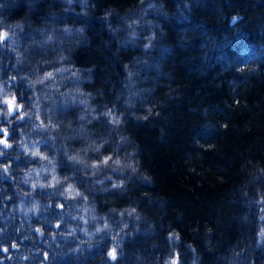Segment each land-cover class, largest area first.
Masks as SVG:
<instances>
[{
    "label": "trees",
    "instance_id": "trees-1",
    "mask_svg": "<svg viewBox=\"0 0 264 264\" xmlns=\"http://www.w3.org/2000/svg\"><path fill=\"white\" fill-rule=\"evenodd\" d=\"M4 32L0 264H264V0H0Z\"/></svg>",
    "mask_w": 264,
    "mask_h": 264
},
{
    "label": "snow or ice",
    "instance_id": "snow-or-ice-1",
    "mask_svg": "<svg viewBox=\"0 0 264 264\" xmlns=\"http://www.w3.org/2000/svg\"><path fill=\"white\" fill-rule=\"evenodd\" d=\"M233 23H235V18L233 19ZM8 38V33L4 32V33H0V42L5 41ZM51 73L48 74V78H51ZM41 83H43V81H41ZM0 91H2V89H0ZM0 105H6L7 108H0V112L3 111H7L8 114L10 116H15L16 119H23V115H19V113H22L24 111V106L22 103H20L17 99L16 96H11V97H3V99H0ZM112 110L108 109L107 114L111 115ZM113 120L116 123H119L118 120H116L115 117H113ZM0 133L3 134V138H0V144H4L5 147H10V145L7 143V137L9 135L8 130L6 128H0ZM39 153H33V155H38ZM111 159V157H108L107 159H105L103 161L104 164H107L108 161ZM94 167H99V165H95ZM113 187H118L117 185H113ZM68 191H71V188L68 189ZM77 195H80L79 193H77ZM82 199H87V196H83ZM61 207H63V205H61ZM262 235H264V233H262ZM5 251H7V249H5ZM109 255L111 256V258L113 260L116 259V251L115 249L112 250V252L109 253ZM172 264H178L177 260H173Z\"/></svg>",
    "mask_w": 264,
    "mask_h": 264
},
{
    "label": "rangeland",
    "instance_id": "rangeland-1",
    "mask_svg": "<svg viewBox=\"0 0 264 264\" xmlns=\"http://www.w3.org/2000/svg\"><path fill=\"white\" fill-rule=\"evenodd\" d=\"M3 92H5L4 89H2V91H0L1 99H3V97H5V96H7V97H11L10 94H8V93H3ZM5 108H7L6 105H5ZM19 115H22V113H19ZM12 118H13V119H16L15 116H12ZM23 118H24V117H23ZM9 119H10V115L8 114L7 111H5V118H4V121L9 120ZM16 120H17V121H21V119H16ZM22 120H23V119H22ZM8 133H9V135H8V137H7L6 139H7V143L10 145V147H5L4 144H0V149L9 150V149L11 148V143H10V141L8 140L9 137H10V133H11V132L8 131ZM0 138H3V134H2V133H0ZM12 146H13V145H12Z\"/></svg>",
    "mask_w": 264,
    "mask_h": 264
}]
</instances>
